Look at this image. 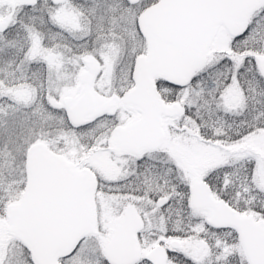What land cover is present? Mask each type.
Returning a JSON list of instances; mask_svg holds the SVG:
<instances>
[{
  "label": "snow or ice",
  "instance_id": "snow-or-ice-1",
  "mask_svg": "<svg viewBox=\"0 0 264 264\" xmlns=\"http://www.w3.org/2000/svg\"><path fill=\"white\" fill-rule=\"evenodd\" d=\"M0 264H264V0H0Z\"/></svg>",
  "mask_w": 264,
  "mask_h": 264
}]
</instances>
